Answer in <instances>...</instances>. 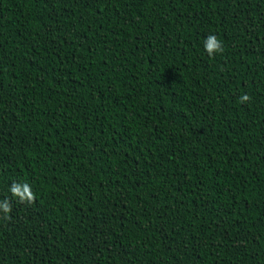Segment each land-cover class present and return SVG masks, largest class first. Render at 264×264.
<instances>
[{
    "label": "trees",
    "instance_id": "1",
    "mask_svg": "<svg viewBox=\"0 0 264 264\" xmlns=\"http://www.w3.org/2000/svg\"><path fill=\"white\" fill-rule=\"evenodd\" d=\"M5 199L0 264H264V0H0Z\"/></svg>",
    "mask_w": 264,
    "mask_h": 264
},
{
    "label": "clouds",
    "instance_id": "2",
    "mask_svg": "<svg viewBox=\"0 0 264 264\" xmlns=\"http://www.w3.org/2000/svg\"><path fill=\"white\" fill-rule=\"evenodd\" d=\"M204 50L209 57H214L217 54L224 52L223 44L215 35H209L204 40ZM251 100L248 95L240 97V103H245ZM11 197L22 204H31L35 201V194L33 193L29 184L13 183L10 187ZM0 211L7 218L8 213L11 211V200L5 199L0 202Z\"/></svg>",
    "mask_w": 264,
    "mask_h": 264
}]
</instances>
